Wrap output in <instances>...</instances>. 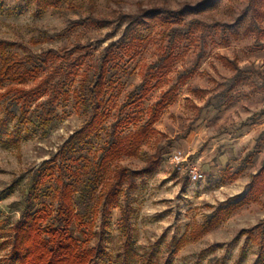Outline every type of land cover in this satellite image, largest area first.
Returning <instances> with one entry per match:
<instances>
[{
  "label": "rangeland",
  "instance_id": "obj_1",
  "mask_svg": "<svg viewBox=\"0 0 264 264\" xmlns=\"http://www.w3.org/2000/svg\"><path fill=\"white\" fill-rule=\"evenodd\" d=\"M249 4L250 0H64L56 8L40 9L30 0H0V39L12 42L9 49L13 52H40L76 42L95 45L94 56L81 65L73 87L92 73L96 55L104 47L115 40L121 45L125 37V26L115 21L105 26L84 22L91 13L114 19L120 13L142 9L192 6L199 11L187 12L186 20L206 25L204 34L195 28L177 41L171 68L157 74L152 91L138 105L125 108L130 92L167 45L164 32L178 24L142 26L133 47L122 44L119 48L114 84L107 94L111 116L100 137L82 152L93 156L119 120V134L126 144L129 133L144 124L150 109L167 95L142 141L127 147L111 163L112 168L122 165L139 170L149 157H160L157 168L138 176L137 186L129 193L124 191L118 205L99 219L96 229L100 234L91 241L103 251L99 264L126 262L125 209L132 233L129 264H141L148 258L159 264H260L257 247L245 231L264 219V193L250 200L244 197L251 175L264 164V33L257 40L247 31ZM224 56L246 70L243 81L233 88L237 71ZM181 75L185 82L173 89ZM45 98V93L37 96L32 108ZM86 118L72 95L62 98L57 119L44 136L33 121L20 122L18 110L9 115L4 102L0 103V264H8L11 228L25 207L33 171ZM178 149L189 154V160L206 174L205 180L193 182L188 172L177 170L171 158ZM40 205L35 203V207ZM221 209V219L211 230L199 233L198 227ZM76 233L85 239L79 230Z\"/></svg>",
  "mask_w": 264,
  "mask_h": 264
},
{
  "label": "trees",
  "instance_id": "obj_2",
  "mask_svg": "<svg viewBox=\"0 0 264 264\" xmlns=\"http://www.w3.org/2000/svg\"><path fill=\"white\" fill-rule=\"evenodd\" d=\"M30 1L40 9H48L60 6L64 0ZM195 10L198 8L192 6L181 9L156 7L136 13H120L114 19L97 17L93 13L83 18L84 22L100 26L114 21L121 27L124 25L125 37L121 45L125 47L135 45L142 26L156 22L178 24L170 32H164L168 41L162 54L148 66L143 73V80L130 92L122 107L138 105L150 94L157 74L171 68L179 39L195 28H199L202 34L205 33V23L185 18L187 12L195 13ZM249 17L246 29L259 40L264 33V0H250ZM12 45V42L0 39V103L4 102L9 115L18 110L20 122L33 121L45 136L57 119L60 99L72 95L74 104L84 108L87 118L82 127L71 134L56 153L33 171L25 207L11 228L13 234L8 264H99L103 251L99 244L91 243L100 234L96 229L99 219L118 205L124 191L129 193L137 186L138 176H144L157 168L160 157H149L147 165L139 170L122 165L112 168L111 163L127 147L142 141L163 109L167 93L150 109L149 119L129 133L126 144H123L119 134V120L112 125L109 138L100 149L93 156H88L81 150L100 137L111 116L107 94L114 84L113 68L121 45L115 40L104 47L96 55L92 73H86L85 78L75 87L71 83L79 68L86 59L94 56L96 47L93 43L76 42L71 47H49L40 52L24 54L13 52L9 49ZM223 58L234 64L237 71L232 80L233 88L236 83L243 81L246 70L229 57ZM30 81L35 83L28 86ZM183 82L185 77L181 75L173 89H178ZM43 93L46 98L38 101L32 108L33 100ZM251 177L250 189L244 197L246 200L264 193V164ZM36 202L41 205L35 207ZM223 212L221 209L208 218L198 227V232L203 234L211 230L221 219ZM122 216L124 246L127 249L125 264H129L128 259L133 254L129 253L132 233L128 210H123ZM77 230L85 239H80ZM245 233L247 239L257 247L259 263L264 264V219ZM151 262L152 259L148 258L141 264H159L157 261Z\"/></svg>",
  "mask_w": 264,
  "mask_h": 264
},
{
  "label": "built area",
  "instance_id": "obj_3",
  "mask_svg": "<svg viewBox=\"0 0 264 264\" xmlns=\"http://www.w3.org/2000/svg\"><path fill=\"white\" fill-rule=\"evenodd\" d=\"M188 157V153L186 154L184 150L178 149L174 152L171 159L177 170L189 173L190 179L193 182L205 180L206 174L190 161Z\"/></svg>",
  "mask_w": 264,
  "mask_h": 264
}]
</instances>
